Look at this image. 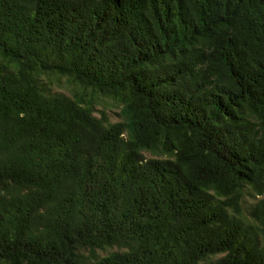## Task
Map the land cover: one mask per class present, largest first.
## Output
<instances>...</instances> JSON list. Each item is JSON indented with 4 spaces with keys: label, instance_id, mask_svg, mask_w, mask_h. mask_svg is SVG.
I'll list each match as a JSON object with an SVG mask.
<instances>
[{
    "label": "trees",
    "instance_id": "16d2710c",
    "mask_svg": "<svg viewBox=\"0 0 264 264\" xmlns=\"http://www.w3.org/2000/svg\"><path fill=\"white\" fill-rule=\"evenodd\" d=\"M0 264H264V0H0Z\"/></svg>",
    "mask_w": 264,
    "mask_h": 264
},
{
    "label": "rangeland",
    "instance_id": "374dc122",
    "mask_svg": "<svg viewBox=\"0 0 264 264\" xmlns=\"http://www.w3.org/2000/svg\"><path fill=\"white\" fill-rule=\"evenodd\" d=\"M51 88L54 91H59V92H63V93H66L68 95H71L73 93L74 86L64 79V80H59V81L54 80ZM108 111H109V114L111 116L112 121H117L120 119L117 116V113L119 112L118 107L112 106L108 109Z\"/></svg>",
    "mask_w": 264,
    "mask_h": 264
}]
</instances>
